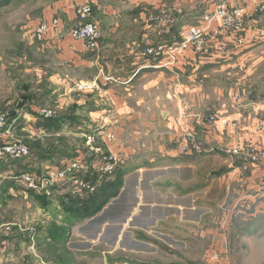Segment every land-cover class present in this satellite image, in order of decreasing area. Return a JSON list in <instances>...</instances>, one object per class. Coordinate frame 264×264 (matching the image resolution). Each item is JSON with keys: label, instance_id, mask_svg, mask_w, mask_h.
Here are the masks:
<instances>
[{"label": "crops", "instance_id": "1", "mask_svg": "<svg viewBox=\"0 0 264 264\" xmlns=\"http://www.w3.org/2000/svg\"><path fill=\"white\" fill-rule=\"evenodd\" d=\"M215 1L27 0V4L21 3L19 22L22 30L36 28L41 22L50 26L56 23L55 30L37 44L42 52L58 48V54L53 58V83L62 79L63 60H69L71 67L85 66L86 69L85 78L75 73L74 76L71 71L76 84H94V88L88 91H80L76 86L73 89L90 96L85 105L77 101V106L88 109V132L96 135L94 143H87L85 138L84 145L77 147L72 157L62 163L65 167L75 162L86 166L89 169L86 174L104 184L101 190L97 186L100 198L92 201L94 210L86 217L85 213L74 215L70 208L82 200L75 197L72 200L68 194L79 196L82 191L88 194L87 189L80 190L71 181L65 185L59 181L54 186L29 190L14 183L13 178L9 179V175L15 176V172L14 165L7 164L6 176L1 177L0 170V223H12L13 207L8 204H12L19 194L22 209L36 206L38 217L41 214L42 218L34 228L36 235L28 236L31 243L27 247L15 250L12 234L0 236V244L5 241L9 247L7 264H13L18 254L25 257L23 264H195L203 259L210 245L211 249L225 252L221 245L235 230L237 222L254 225V229L248 232V240L264 239L261 238L264 235V159L256 164L244 163L229 152L239 143L264 147V134L259 129L264 103L263 79L262 75L258 76L262 58L257 60L252 55L257 49L254 47L260 44L249 45L244 57L226 62L213 63L210 59L189 54L172 70L156 68L159 63L146 60L142 55V49L148 44L177 38L181 24L194 22L212 9ZM262 1L230 2L253 10ZM84 3L93 5L95 21L103 31L98 52L89 51L84 42L71 35L72 28L78 24L77 10ZM8 4L17 6L13 0ZM34 7L36 9L32 10ZM3 10L7 9L0 8V12ZM165 10L177 15V22L172 27L153 19ZM15 14L13 11L12 16L16 17ZM248 24L261 28L264 33L263 19L252 17ZM248 33L249 37L254 34L253 31ZM25 59L23 55L18 57L21 64ZM242 63L245 70L241 72L238 66ZM0 65L1 69L11 72L7 65ZM28 67L18 65L15 76L4 77L15 83L20 81L17 89H9L14 93L5 97L0 94V111L10 110L18 114L11 122V135H4L5 139H16L13 130L20 123L25 128H37L41 132L45 129L38 121L39 116L34 114L45 108L37 103L45 92L37 94L31 102L32 89L27 80L31 70ZM36 70L38 82L47 79L50 70L46 72L42 68V76L40 70ZM219 71L222 74L218 75ZM237 71L242 74L241 79L259 78V82L240 88V82L231 79ZM226 80L227 84L224 83ZM2 91L0 88V93ZM235 92L246 93V101L241 106L233 99ZM209 99L213 100L212 104L207 103ZM209 108L217 113L219 120L206 121ZM221 118L238 120L239 126L222 125ZM100 129L116 134V140L108 142L104 135L98 136L93 131ZM180 129L196 132L204 150L183 153L172 142L179 137ZM139 139L149 144L153 140L161 141L137 148L138 143L132 145V142ZM108 151L118 157L121 155L122 160L113 175L101 177L98 170L100 157ZM43 163L44 159L40 157L37 161L25 158L17 169L23 174L39 175L38 169L41 171ZM80 172L84 176L83 171ZM85 177L88 179L87 175ZM90 193L93 194L88 198L95 194L94 191ZM67 197L70 199L66 200ZM50 208L62 210L58 216H49V221L45 219V213L52 212ZM6 216L8 221H4ZM24 221L30 222L28 216ZM227 222L228 232L225 228ZM71 223L74 225L71 232L61 227ZM232 235V240L238 239V233ZM45 242L52 243L53 249H48ZM67 251L73 257L71 262L60 258L61 253ZM99 251L102 255L98 254ZM48 256H52L53 261L46 262ZM177 258L181 262H175ZM225 259L221 264H231ZM79 260L83 262L79 263Z\"/></svg>", "mask_w": 264, "mask_h": 264}, {"label": "rangeland", "instance_id": "2", "mask_svg": "<svg viewBox=\"0 0 264 264\" xmlns=\"http://www.w3.org/2000/svg\"><path fill=\"white\" fill-rule=\"evenodd\" d=\"M13 1L14 3H16L14 5H17V6L11 7L9 6L10 4L6 3L2 7H0L2 9H7V10H3V12H0V64L7 65L11 70V72H9V70L5 68H3L4 69L3 70L1 69L2 65H0L1 66L0 67V88L3 89V91L0 94L3 95V97H5L6 95H10L11 93H14V92H9V89L11 88L17 89L18 83L20 82V81H16L15 83L13 79H5L4 78L5 75L7 76V78H11L12 76H15L17 74V70H15V68H17L18 65H23V66L28 65L29 66L28 68L31 70V74L29 75L27 79L32 89L31 94L33 96L31 98V102L32 100L36 99L37 94L42 93L43 91L45 92V95L40 96V100L37 102L41 107H45L46 109H49L50 111H52L53 116H63L67 114V115H71V117L75 120V121H70L69 119H67V121L62 125L61 129H58V130L56 129L47 130L45 128L44 130L42 129L43 132H41L37 128L35 129L27 128V127L25 128V125L24 126L22 125L23 123L22 124L20 123V125L17 126V128L13 130L15 138L22 141L29 149H31L32 151L31 160L33 159L37 161L39 157L40 158L42 157V159H44L45 164L43 163L41 165V168H40L41 172L46 175L49 172L50 174H52L54 170H50V169H54L55 167L56 168L65 167L62 161L67 160V158H71L72 154L76 152L77 147H82L84 145L85 135L88 134L89 133L88 131L90 130V128L87 125V110L88 109L86 107L84 108L82 106H77V103H78L77 101H79L80 103H84L85 105V101H87V98H89L90 96L87 93H78V92L73 91L74 87L76 86V83H75V79H73L71 76V71H72L73 75L75 73L77 74V76H82L81 78H85L87 76L86 69H85V66H80V68L71 67L70 65L72 63H70L69 60H63V64L61 66L62 79L59 81H56L54 84L53 80L51 79V72L55 68V66L53 65V58L55 57V55L58 54V48L54 49V51L48 50L45 52L38 50L37 44L42 40H37L33 36L35 27L24 29V30L20 28V22H19L20 14H21L20 7H21L22 2L24 5L27 4L26 3L27 0H13ZM34 9L36 8L34 7L32 10ZM13 11L17 13L15 14L16 17L12 16ZM190 23H193V21ZM260 41L261 42L258 43L260 45L254 47V49L255 48L257 49L252 55L255 56L257 60H260L262 58V62L258 66L259 67L258 76L262 75V79H263L262 82L264 84V47H263L264 46L263 45L264 35H262V40ZM25 43H30V44L25 45ZM31 44H33V46H31ZM261 45H263L262 46L263 48H260ZM20 55H23L24 59L26 57L25 61H23V64H21L18 61V57ZM50 60H52V64H50L51 63ZM42 68H45L46 72H48L49 70L50 71L46 75L47 79L38 82L39 81L37 78L38 70L36 69L40 70L39 74H41L40 76H42L44 75L42 73ZM220 73L222 74V72L220 71L217 74L220 75ZM217 77H221V76H217ZM241 77H242V74L240 72L231 75V79H233V82L235 83L240 82V86H238L240 88L242 86L245 88V87L254 85L256 84L255 82L257 81L259 82V78L257 79L251 78V80H244V79H241ZM180 79L182 81V78ZM224 83L227 84V80ZM175 90H177V88ZM212 101H213L212 99H209L207 103L212 104ZM5 112L7 113L8 111H4V110L0 111V113H5ZM210 117H217V113H215L212 108L208 109L207 116H205V119L210 118ZM22 119L24 118L21 117V120ZM179 119H182V118L180 117ZM74 122L76 124H73ZM189 133L188 131L184 132L181 130L179 137L174 136L175 138L172 139V142L176 144L178 148L181 151H183V153H186V151L188 153L198 152L197 150H194L196 145H199L201 149L204 150L205 146L203 142L199 139V136L197 135V133L191 132V131ZM139 135L142 136L144 134L139 131ZM3 141H4V138L3 137L0 138V144ZM159 141L161 140H153L152 143L149 144L148 141L144 139H139L136 142L133 141L132 145H134L135 143H138L137 145H135L137 148H144L146 146H151L154 143L159 142ZM51 143H55V144L57 143L58 145L57 149H55L54 146H50ZM164 143H168V142L164 141ZM184 146H187V148H185ZM83 160H85V158H83ZM121 160H122L121 155L120 157L117 156V162H116L117 166L119 165ZM7 164L8 165L13 164L14 167L17 168L18 166H20L21 162L17 160H11V159L1 160L0 161V166H1L0 170L2 171L1 177L6 176L5 167L7 166ZM80 167L81 168H76L74 171H72L69 176L74 177L75 179H79L83 182H88L90 185H96L95 186L96 189L98 186V190H99L103 186L104 182L102 180H99V181L96 180V178L93 176L91 177L88 176V174L86 173H88L89 169L86 166L83 167L81 165ZM85 168H87V170H85ZM80 170L83 171L84 176H82ZM78 172L80 174H78ZM14 175L15 176L9 175V179L13 178L12 181L14 183L25 187L24 183L20 179L21 175H16V172ZM86 175L88 179L85 177ZM96 189L94 191L95 192L94 196L96 195V197L93 196L92 198H88V197L89 195H92L93 193L91 194L90 192H88V194H86V191H82L79 196L77 195L75 196V194L73 193L68 194L72 196L71 197L72 200H74V197L81 198L82 200L81 202H79L82 204L77 203L76 206L70 208V212H72V214L74 215H80V214L82 215L83 213H87V214L91 213L94 210L91 207L92 201L98 200L100 198V195L97 193L98 190L96 191ZM20 198H21V195L19 194L18 197L15 198L12 204H8L9 207H13L12 223H8L9 217L7 216L4 218V221L8 219L7 220L8 222L0 223V236L12 234V236L14 237L13 245L15 247V250L16 249L19 250L23 246L27 247V244L31 243V239H28V236L29 235L32 236L33 234L36 235V232L34 233V228H37L38 227L37 222L42 220L41 214H40V218L38 217L39 212L37 211L36 206H31L29 210L22 209ZM69 199L70 197H67L66 200H69ZM50 209L52 210V212L48 210L47 213H45L46 215L45 219L49 221H50V217H55L56 215L58 216L59 211L62 210L61 208H50ZM27 216L30 222L24 221V217H27ZM47 225H49V222L47 223ZM70 226H73V227L70 228ZM61 227H64L65 230L66 229L69 230V232H71L74 229V225H72V223L65 224L64 226L61 225ZM227 227L229 228L228 222L225 225V228L228 232ZM234 228L235 230L234 231L232 230L231 235L229 237L227 235V238H228L227 241L221 245L222 248H225V252L221 251L223 253V259L225 258L228 259L227 261H230L231 264H264V239H256V238L252 240L247 239L248 232H251L254 229V225L248 224L246 222H243V224L237 222L235 223ZM237 228L238 230H236ZM51 229H53V227ZM234 233L235 235L236 233H238L239 235L237 240L231 239L232 236H234L232 235ZM261 238H264V235ZM214 242L216 244L218 243L217 241H214ZM46 247L50 250L53 249L52 243L49 244V242L46 243ZM209 247H208L209 249L207 248L205 255L203 256V259L195 264H201L206 260L209 251H211V245ZM8 251H9V247L7 246L5 241L4 242L1 241L0 264L8 263L9 258H7L6 256ZM98 254L102 255L100 251L98 252ZM18 255L19 256L15 255L13 264H23L25 257L21 256L20 254ZM60 258L67 262L69 261L71 262L73 260V257H71L68 251L67 253L62 252ZM45 260H47L46 262H48V260L53 261V257L52 256L45 257ZM180 260L181 259L177 258L174 261L179 262ZM82 262L83 261L79 260V263H82ZM87 263H90L89 260H87ZM183 264H186V262H183Z\"/></svg>", "mask_w": 264, "mask_h": 264}, {"label": "built area", "instance_id": "3", "mask_svg": "<svg viewBox=\"0 0 264 264\" xmlns=\"http://www.w3.org/2000/svg\"><path fill=\"white\" fill-rule=\"evenodd\" d=\"M231 0H216L213 8L204 13L193 23H183L178 30V37L170 41H159L151 43L142 49V55L146 60L159 63L156 68L174 69L179 61L189 54H194L200 58L210 59V62L218 63L219 61H233L240 57H244L247 53L249 45L258 44L262 40L263 31L259 27H253L248 24L252 17L264 19V1L257 3L253 10L242 5H232ZM239 1V0H234ZM94 7L91 3H84L77 10L78 24L71 30V35L75 40L82 41L86 44L89 51L98 52L101 46L102 28L95 21ZM157 22H163L165 25L172 27L177 22V15L171 10H165L161 16L153 17ZM217 23V24H215ZM54 26H50L46 22H41L35 29L33 36L37 40H43L45 36L51 34L55 30ZM249 31H253L252 37H249ZM238 69L242 72L245 70V64H240ZM76 87L80 91H88L94 88L93 83H78ZM233 99L238 106H241L246 97L244 93L235 92ZM39 114L45 118L53 116L52 111L42 108ZM262 122L260 131L264 134V103L261 109ZM9 114L0 113V134L2 137L10 136L12 125L9 123ZM219 120L217 117L207 118L206 121L213 123ZM222 125H232L237 128L238 120L230 121L221 118ZM94 130L97 135H104V139L108 142L116 140L114 133L105 132L102 129ZM99 132V133H98ZM4 136V137H5ZM96 135L90 133L85 135L87 143H94ZM3 137V138H4ZM193 138V137H192ZM187 148V146H184ZM194 150L202 152L199 145ZM229 152L244 163L256 164L264 159V147H258L252 143H239L229 149ZM186 153H188L186 151ZM30 149L20 140L4 138L0 144V161L3 159L17 160L27 157ZM100 165L98 167L102 176L113 175L115 172L117 156L112 151H108L101 155ZM79 163H73L64 169L54 170L46 175H37L35 173L21 174L20 179L25 187L30 190L42 189L46 186H54L59 181L65 185L69 181L80 188L87 189L89 192L95 191L96 187L87 182H83L74 177H70V173L76 168H81ZM53 184V185H52ZM264 187V177L262 178ZM223 253L217 249L209 251L206 260L201 264H221Z\"/></svg>", "mask_w": 264, "mask_h": 264}, {"label": "trees", "instance_id": "4", "mask_svg": "<svg viewBox=\"0 0 264 264\" xmlns=\"http://www.w3.org/2000/svg\"><path fill=\"white\" fill-rule=\"evenodd\" d=\"M12 0H0V7H2L4 4L11 2ZM32 94H30V99L32 98ZM8 111L7 113L9 114V123L12 122V120L14 119L15 116H17L18 114H16V111H10V110H5ZM6 113V112H5ZM34 114L38 115V119H39V123L41 126H43L44 128H46L47 130H52V129H61L62 125L67 121V119H69L70 121H75L71 115H63V116H51L50 118H45L43 116H41L40 114H37L34 112ZM50 146H54L55 149H57V143H51ZM32 156V151L30 149V154L27 157H23L20 159H17V161H20L21 163L23 162V160L25 158H30ZM42 158V157H41ZM14 172H16V175H21L23 174V172L21 171V169H17L14 167ZM38 173H40L39 175H41V171H39L38 169ZM90 214V213H88ZM84 216H87V213L84 214Z\"/></svg>", "mask_w": 264, "mask_h": 264}]
</instances>
